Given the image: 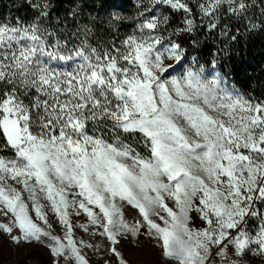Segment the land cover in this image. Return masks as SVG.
<instances>
[{"label": "snow or ice", "instance_id": "1", "mask_svg": "<svg viewBox=\"0 0 264 264\" xmlns=\"http://www.w3.org/2000/svg\"><path fill=\"white\" fill-rule=\"evenodd\" d=\"M9 5L0 264H264V0Z\"/></svg>", "mask_w": 264, "mask_h": 264}, {"label": "trees", "instance_id": "2", "mask_svg": "<svg viewBox=\"0 0 264 264\" xmlns=\"http://www.w3.org/2000/svg\"><path fill=\"white\" fill-rule=\"evenodd\" d=\"M9 7V0H3L0 4V13H5ZM246 59L248 63L244 65L240 79L250 82V87L253 89L264 88V49L257 48Z\"/></svg>", "mask_w": 264, "mask_h": 264}]
</instances>
